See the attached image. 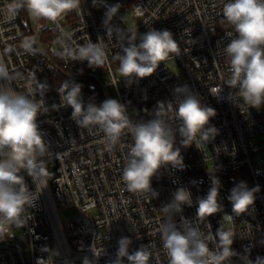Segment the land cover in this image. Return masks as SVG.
<instances>
[{
    "label": "built area",
    "instance_id": "obj_1",
    "mask_svg": "<svg viewBox=\"0 0 264 264\" xmlns=\"http://www.w3.org/2000/svg\"><path fill=\"white\" fill-rule=\"evenodd\" d=\"M113 1L138 21L135 29L145 32L166 29L173 34L180 53L173 54L168 60L175 61L180 71L174 72L166 60L152 76L131 84L116 76L114 69L118 68V61L114 57L120 53L122 41L115 32L107 34L103 23L105 0H99L96 6L93 0H81L79 10L51 24L57 54L61 50L57 38L61 32H70L75 45L102 40L107 46L108 61L103 68H90L87 61H66L58 55L61 69L75 72L87 68L91 75L110 76L104 82L98 80L107 97H114L125 105L133 123L153 117L154 110L145 105L174 102V89L188 86L203 105L216 110L210 125L215 126L219 134L209 142L211 156L206 155L204 148L192 145L190 155L181 151L183 169L167 165L152 177L151 188L158 196L128 191L122 172L133 143L130 134L125 132L119 143L109 148L103 133L78 127L71 119V107L52 108V105L60 104L57 90L60 86L47 74L34 44V54L23 51L21 45L27 37L21 12L19 10L10 19L7 7L14 0H0V60L10 71L20 72L25 77L16 83L18 90L28 91V78L33 74L40 83L48 85L43 97L37 89L35 98L43 99L48 108L47 112L38 115L37 122L50 153L45 157L47 169L53 170V176L49 177L47 187L39 194L34 207H26L25 223L12 226L10 235L0 238V264H37L38 260L48 264H82L86 256L93 264H111L118 240L125 236L132 240L130 253L141 246H149L152 252L149 264H168L159 232L164 222L160 208L170 202L179 187L189 190L193 200L192 206H184L183 218L196 222L205 234L210 229L215 234L224 227L223 215L227 212L228 230L234 233L233 246L239 259L245 255L253 261L257 256L264 257V176L251 157V141L264 134V106L248 108L230 98L229 94L236 90L226 85L228 60L224 49L231 39L229 33L234 36L235 32L222 16V5L226 0ZM111 23L125 32L132 30L117 16ZM215 86L222 88L218 96L209 91ZM133 110L136 111L134 114ZM168 119H172L171 113ZM180 146L177 143L176 147ZM210 162L214 164L213 169ZM21 174L29 190L35 191L31 177L24 172ZM213 176L220 181L218 202L222 210L197 221L198 198L207 195ZM240 182H245L249 189L258 187L259 191L248 211L236 215L228 197L231 189ZM60 205L78 211L67 227L60 217ZM93 210L98 213L96 217L91 215ZM175 220L179 224L181 216H176ZM17 242L28 246L23 250ZM93 245L102 250L98 259L91 251ZM240 262L242 264L241 259ZM124 264H128L126 258Z\"/></svg>",
    "mask_w": 264,
    "mask_h": 264
},
{
    "label": "clouds",
    "instance_id": "obj_2",
    "mask_svg": "<svg viewBox=\"0 0 264 264\" xmlns=\"http://www.w3.org/2000/svg\"><path fill=\"white\" fill-rule=\"evenodd\" d=\"M98 2L93 0V5ZM80 3L81 0H22V3L14 0L7 7L10 19L25 9L38 20L56 23L70 12L79 10ZM120 7V4L106 6L103 23L107 34L115 32L120 36L121 51L114 59L118 61L119 75L131 84L152 76L162 62L173 54L179 55L180 49L169 30L150 29L138 35L136 29L125 32L112 25ZM222 16L235 32L234 36L229 33L231 39L224 49L228 60L226 85L236 90L229 94L230 98L248 108L259 109L264 106V0H226L222 5ZM57 39L61 49L58 55L66 61H87L90 68H103L108 61L107 46L102 40L75 45L70 32H61ZM33 44L32 38L23 40V51L34 54ZM23 79L22 73L10 71L0 60V238L10 235L12 226L25 223L26 207H34L51 175L45 160L50 154L48 145L37 122L38 115L47 112L48 108L43 99L35 98V91L38 89L43 97L48 85L40 83L33 74L28 78V91L24 92L16 87ZM57 90L60 104L52 105V108L71 107V119L78 127L103 133L109 148L119 143L122 134H130L133 143L129 147L122 180L133 193L158 196L151 188L152 177L167 165L184 167L177 143L185 148L195 145L202 149L219 134V130L210 125L216 110L203 105L187 86L176 87L174 102H158L153 117L139 123L130 120L125 105L116 99H106L99 106L85 103L82 85L73 80L63 81ZM209 91L218 96L222 88L215 86ZM170 113L171 120L168 119ZM22 172L31 177L35 191L29 190ZM211 185L207 195L198 198L197 221L222 210L218 202L219 179L213 176ZM257 191L258 187L249 189L245 182L234 186L228 197L233 212L236 215L247 212L255 202ZM192 204L190 191L179 187L170 202L160 208L164 222L159 232L168 264H232V257L238 255L232 249L234 233L221 226L215 234L211 229L205 234L196 222L182 216L184 206ZM178 215L181 216L179 224L175 220ZM131 244L129 237H121L111 264H124L125 258L128 264H149L152 257L149 246H141L130 253ZM91 251L97 259L102 255V250L94 245ZM240 259L242 264H264V257L260 256L255 261L247 255ZM37 264L48 262L38 260ZM82 264H93V260L86 256Z\"/></svg>",
    "mask_w": 264,
    "mask_h": 264
},
{
    "label": "rangeland",
    "instance_id": "obj_3",
    "mask_svg": "<svg viewBox=\"0 0 264 264\" xmlns=\"http://www.w3.org/2000/svg\"><path fill=\"white\" fill-rule=\"evenodd\" d=\"M115 4H118V3L114 2L113 0H105V6H110V5H115ZM116 16L129 29L137 28L138 21L136 19H134L133 17H131L129 15V13L125 12L124 7H122V6L120 7ZM30 17H31L30 19H31V23H32L34 32H36V35L38 38L37 40L39 43V47L46 54H48V52L42 48V44H41L40 39L42 38V36L48 37L50 35H53V33L51 31L53 26H52L51 22H49V21L42 20V19L38 20L32 16H30ZM136 30H137L138 35L146 33L145 31L140 30V29H136ZM49 50L52 51L54 54H57V47L54 44V42H53V44H51V49H49ZM166 63L174 72L180 71V67L178 66V64L175 61L168 60ZM114 70H115L116 76L122 78L118 73V68H115ZM93 76H95L101 82H104L106 79L110 78V76H104V75H101L100 73L97 76L96 75H93ZM83 94H82V98L84 99L85 95H83ZM108 98L114 99V97H108ZM135 112H136L135 110L132 111L133 114ZM204 149H205L206 155L208 157H210L211 156V149L209 146V142L207 143V145ZM251 151H252L251 157H252L253 164L259 169L260 173L264 176V134L256 137L254 140L251 141ZM213 166H214L213 162H210V167L212 169H213ZM48 172L51 174L50 175V178H51L53 176V170L50 169ZM51 181H52V179H51ZM59 210H60L61 220L66 227L69 225L70 220L75 218L76 215L78 214V211L76 208L68 207L66 205H60ZM91 215L96 217L98 215V213L96 210H93L91 212ZM223 221H224V228L226 230H228L230 228V223H229V216H228L227 212H225L223 215ZM17 244L23 250H25L28 246L27 244L22 243V242H17ZM232 249L235 251L233 244H232ZM232 264H241L238 256L232 257Z\"/></svg>",
    "mask_w": 264,
    "mask_h": 264
},
{
    "label": "trees",
    "instance_id": "obj_4",
    "mask_svg": "<svg viewBox=\"0 0 264 264\" xmlns=\"http://www.w3.org/2000/svg\"><path fill=\"white\" fill-rule=\"evenodd\" d=\"M17 1L19 3H22V0H17ZM20 12L22 18V25L25 30V36L27 38H32L34 40V45L38 49L40 60L44 63L47 74L52 78V80L56 84L60 86L61 83L65 80H73L76 83L81 84L82 91L84 93L83 95H85L83 99L85 103L92 102L95 103L97 106H99L104 100L109 99L106 96L99 80L95 76L91 75L87 68H82L75 72L63 71L59 64L58 54H54L52 51L49 50L51 49V44H53L54 42V36H55L54 29L52 28L51 30L53 35H50L48 37L42 36V38L40 39L42 48L48 52V54H46L39 47V43L37 40L38 38L36 32H34L31 23L30 14L25 9H21ZM157 104L158 103H150L145 105V108L154 110ZM182 150H185L186 155L187 154L190 155L191 153V147L184 148L180 146V151Z\"/></svg>",
    "mask_w": 264,
    "mask_h": 264
}]
</instances>
